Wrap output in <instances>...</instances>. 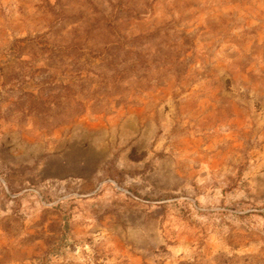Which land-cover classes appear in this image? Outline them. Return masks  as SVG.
<instances>
[{
    "label": "rangeland",
    "instance_id": "374dc122",
    "mask_svg": "<svg viewBox=\"0 0 264 264\" xmlns=\"http://www.w3.org/2000/svg\"><path fill=\"white\" fill-rule=\"evenodd\" d=\"M264 264V0H0V264Z\"/></svg>",
    "mask_w": 264,
    "mask_h": 264
},
{
    "label": "trees",
    "instance_id": "16d2710c",
    "mask_svg": "<svg viewBox=\"0 0 264 264\" xmlns=\"http://www.w3.org/2000/svg\"><path fill=\"white\" fill-rule=\"evenodd\" d=\"M180 264H191V263H180Z\"/></svg>",
    "mask_w": 264,
    "mask_h": 264
}]
</instances>
